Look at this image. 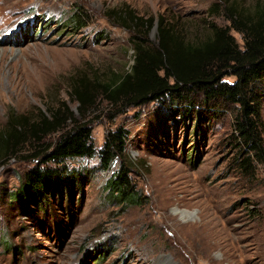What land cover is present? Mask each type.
I'll use <instances>...</instances> for the list:
<instances>
[{"label": "rangeland", "instance_id": "obj_1", "mask_svg": "<svg viewBox=\"0 0 264 264\" xmlns=\"http://www.w3.org/2000/svg\"><path fill=\"white\" fill-rule=\"evenodd\" d=\"M257 6L264 0H0V129L11 114L31 123L68 109L64 130L85 125L95 151L47 162L64 130L40 132L0 163V264H264V163L241 169L236 107L207 103L200 93L191 103L112 105L102 88L133 64V31L117 24L115 11L152 17L148 42L157 41L163 17L200 44L213 26H231L229 14ZM75 10L84 28L65 21ZM72 82L88 87L91 106L72 100ZM257 89L264 140V80ZM118 128L128 133L124 156L104 170L99 150ZM122 163L141 205L125 207L103 187ZM37 166L70 175L48 193L28 195L21 187Z\"/></svg>", "mask_w": 264, "mask_h": 264}, {"label": "trees", "instance_id": "obj_2", "mask_svg": "<svg viewBox=\"0 0 264 264\" xmlns=\"http://www.w3.org/2000/svg\"><path fill=\"white\" fill-rule=\"evenodd\" d=\"M117 24L133 31L130 42L133 64L128 73L117 80L102 85L106 99L112 105H141L151 101L170 99L191 103L195 93L205 102L223 101L236 107L234 136L239 146L237 160L241 169L249 171L251 162L264 163V140L261 135V95L257 84L264 80V6L251 13L235 10L229 14V28L214 27L211 36L200 44L184 40L179 30L163 17L157 20V41L148 42L146 35L154 25L152 17L143 18L123 8L115 11ZM69 26L84 28L86 17L75 12L65 21ZM231 30L242 37L240 46ZM233 76L235 81H222ZM70 97L84 109L91 106L93 98L87 86L72 82ZM72 112L64 114L59 108L48 116L41 112L40 119L28 123L25 116L10 115V123L0 129V163L15 155L31 136L64 130ZM128 133L123 128L110 132L99 150L100 166L110 170L115 158L124 156ZM91 132L85 125H75L64 130L53 145L46 161L63 162L68 158L94 155ZM37 156V155H36ZM242 157V159L240 158ZM44 158V159H45ZM124 163L105 181L108 197L125 207L141 205L143 195L129 177ZM70 175V173H69ZM64 167H35L25 175L21 190L28 195L41 196L58 187L69 176ZM20 190V191H21ZM11 192V198L18 195Z\"/></svg>", "mask_w": 264, "mask_h": 264}, {"label": "bare ground", "instance_id": "obj_3", "mask_svg": "<svg viewBox=\"0 0 264 264\" xmlns=\"http://www.w3.org/2000/svg\"><path fill=\"white\" fill-rule=\"evenodd\" d=\"M186 213V212H185Z\"/></svg>", "mask_w": 264, "mask_h": 264}]
</instances>
